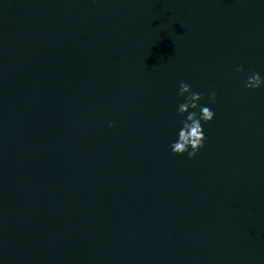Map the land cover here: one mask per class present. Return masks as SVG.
<instances>
[{
    "label": "clouds",
    "instance_id": "clouds-1",
    "mask_svg": "<svg viewBox=\"0 0 264 264\" xmlns=\"http://www.w3.org/2000/svg\"><path fill=\"white\" fill-rule=\"evenodd\" d=\"M242 70L240 67L236 69V71ZM262 84H264V79L261 78L259 73L253 72L248 78L245 87L256 89L261 87ZM177 95L185 97V101L179 104L177 112L180 115L187 113V116L181 121L182 127L178 131L177 139L171 144V150L175 155L187 153L188 158L192 159L204 147L205 135L202 122L208 123L212 121L215 114L209 107L198 105L197 102L203 98V94L192 92L189 84L181 83ZM215 96L216 93L212 92L210 99L214 101ZM198 107L200 108L199 114L194 111Z\"/></svg>",
    "mask_w": 264,
    "mask_h": 264
}]
</instances>
